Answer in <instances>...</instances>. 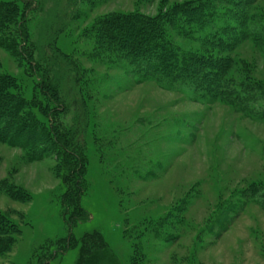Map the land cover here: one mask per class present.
Wrapping results in <instances>:
<instances>
[{"label": "rangeland", "instance_id": "obj_1", "mask_svg": "<svg viewBox=\"0 0 264 264\" xmlns=\"http://www.w3.org/2000/svg\"><path fill=\"white\" fill-rule=\"evenodd\" d=\"M33 1L23 57L25 5L0 0L15 8L0 26V75L26 102L21 119L62 131L67 144L81 131L86 160L77 172L55 141L0 139V213L10 220L0 237L12 239L0 264H264V43L204 42L226 21L250 20L264 36V0H210L218 25L185 35L173 18L202 0ZM151 17L182 51L221 60L232 85L252 80L251 97L212 100L193 73L156 70L151 51L135 56L128 35Z\"/></svg>", "mask_w": 264, "mask_h": 264}, {"label": "trees", "instance_id": "obj_2", "mask_svg": "<svg viewBox=\"0 0 264 264\" xmlns=\"http://www.w3.org/2000/svg\"><path fill=\"white\" fill-rule=\"evenodd\" d=\"M21 1L24 3L25 7L22 18L18 22L20 35L18 51L20 55L26 57L27 54L25 53V46L27 44V38L26 32L23 30V25L27 19V11H30L33 8L35 1ZM231 3L237 2L232 1ZM213 6L214 2L210 0H202L198 1L196 6L187 8L185 10V16H183V14L175 15L173 18L175 22L173 31H178L179 29H177V26L183 25L185 31L183 29L179 31L181 35H185L187 32L191 34V31H194V29L198 30L202 24L207 22L212 23V25H218V22L216 23L214 21V15L216 12L214 10L215 7ZM2 8H4V11H2ZM14 12L15 8L11 4L3 5V3H0V26L11 20L13 18ZM170 17H172V15ZM194 18L196 20H194ZM261 21L264 24V19H261ZM108 23L112 26V23L108 21L105 22V24ZM143 23L146 25L140 28H133V32L128 35L130 36V41L129 39L128 41L132 43L131 48H137L138 54L140 53L139 55L136 53L135 56L139 57L140 59L144 57L143 60L148 61L147 58H149V56H146L147 54H145V52L151 51L149 53L151 54V62H153V68H156V70L165 71L171 75L177 76H182L187 72L193 73L194 79L199 83L204 81L206 88L209 89V91L207 90L205 93H209L212 100L228 98L230 95L242 101L251 97V87L254 88V86H256L252 80L248 78H242L240 83L232 85L225 80L227 76L226 71L222 69L223 65H220L221 60L215 61L211 56H206L195 51H182L174 42L171 41L168 36L169 31L161 26L158 18L156 17H151V19L144 20ZM176 23L178 24L176 25ZM250 23V20L248 23L244 21L243 23H238L236 21H226L223 23L224 26L221 27V34L219 36L215 35V32L208 29L210 30L208 34L211 35V39L207 38L204 42L211 43L217 40L219 44L223 42L226 46L232 47L241 39H245L249 36L256 42L264 43V36L257 33L258 30L253 29L252 24ZM112 28H114V26H112L111 29ZM149 33H151V38L145 37ZM125 41L127 40L125 39ZM133 53L134 52L132 51L131 54ZM48 64L49 66L47 64L44 65L43 73H45V77L49 78L51 72L53 71V65L51 63ZM10 83L11 78L9 76L7 77L5 75H0V118L2 117V119H0V131L2 133L0 134V139L5 141L7 140L12 144L21 145L23 147H25L27 144H32L35 146L36 143L43 142V140H48L50 142L55 141L57 144H59L61 150L63 151V155L74 156L77 162L76 171L79 172L83 162L86 160L85 146L82 141L81 131L80 133L79 130H77L75 133L72 132V136L70 140H68L67 144V141H65L63 137L64 134L62 131H56V133H53V131H47L45 126L42 127V125H39L40 128L36 127L35 125L33 126V123H35V118L33 116L31 118L27 117L25 119H21L18 115H20L21 112L23 113V107L26 105V102L23 98H19V96L8 94L7 85ZM42 87L46 92L45 94H48L49 96L52 95L51 92L54 94L56 93L50 82L43 84ZM226 100L230 101L229 99ZM61 107V104L54 101L52 108L54 111L51 112L53 113L57 110H60ZM13 124L15 125V130L8 133V128H10ZM5 135H9L8 138ZM80 176L77 178L78 188L84 191V187L82 186L84 182V175ZM72 205L73 211L71 213L76 219L77 210H75V208L77 205L79 206V204ZM77 219L80 220V216H78ZM1 228L7 230L10 229V220L0 213V229ZM86 238L87 237L84 236V239ZM11 240V237L7 236V233H2L0 237V252L7 249Z\"/></svg>", "mask_w": 264, "mask_h": 264}]
</instances>
